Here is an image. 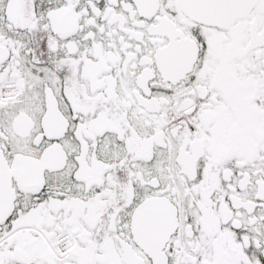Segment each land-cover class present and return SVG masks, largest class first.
I'll list each match as a JSON object with an SVG mask.
<instances>
[{
    "label": "snow or ice",
    "instance_id": "6c2138e0",
    "mask_svg": "<svg viewBox=\"0 0 264 264\" xmlns=\"http://www.w3.org/2000/svg\"><path fill=\"white\" fill-rule=\"evenodd\" d=\"M0 264H264V0H0Z\"/></svg>",
    "mask_w": 264,
    "mask_h": 264
}]
</instances>
